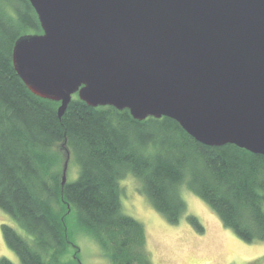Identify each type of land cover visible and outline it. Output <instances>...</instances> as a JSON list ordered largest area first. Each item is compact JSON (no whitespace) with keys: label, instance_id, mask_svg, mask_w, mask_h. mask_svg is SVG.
<instances>
[{"label":"trees","instance_id":"16d2710c","mask_svg":"<svg viewBox=\"0 0 264 264\" xmlns=\"http://www.w3.org/2000/svg\"><path fill=\"white\" fill-rule=\"evenodd\" d=\"M29 34L42 30L28 0H0V210L33 244L10 226L1 233L20 264H81L67 228L71 214L109 264H152L143 225L121 210L119 181L129 174L170 225L186 211L185 187L238 239L264 241V156L205 146L169 118L136 121L76 95L58 118L60 103L33 95L14 71L13 45ZM66 162L78 176L62 185ZM187 221L203 232L196 217Z\"/></svg>","mask_w":264,"mask_h":264},{"label":"water","instance_id":"95a60500","mask_svg":"<svg viewBox=\"0 0 264 264\" xmlns=\"http://www.w3.org/2000/svg\"><path fill=\"white\" fill-rule=\"evenodd\" d=\"M28 2L42 34L15 41L12 65L58 118L76 95L264 156V0Z\"/></svg>","mask_w":264,"mask_h":264},{"label":"rangeland","instance_id":"374dc122","mask_svg":"<svg viewBox=\"0 0 264 264\" xmlns=\"http://www.w3.org/2000/svg\"><path fill=\"white\" fill-rule=\"evenodd\" d=\"M78 176L76 165L67 166L66 180ZM121 210L125 215L141 223L145 229V249L152 264H264V241L247 244L226 229L215 213L185 187L180 194L186 211L177 225L168 224L151 206L141 192V184L132 175L119 181ZM197 218L203 232L198 233L187 221V216ZM12 227L30 245L28 235L8 214L0 210V258L20 264L17 255L3 239L1 226ZM72 242L79 248L81 264H109L98 245L80 232L74 214L67 219Z\"/></svg>","mask_w":264,"mask_h":264}]
</instances>
